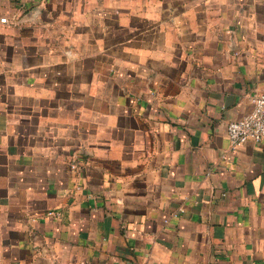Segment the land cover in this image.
<instances>
[{
  "label": "crops",
  "instance_id": "1",
  "mask_svg": "<svg viewBox=\"0 0 264 264\" xmlns=\"http://www.w3.org/2000/svg\"><path fill=\"white\" fill-rule=\"evenodd\" d=\"M2 17L0 264H264V138L227 135L264 91V0Z\"/></svg>",
  "mask_w": 264,
  "mask_h": 264
},
{
  "label": "built area",
  "instance_id": "2",
  "mask_svg": "<svg viewBox=\"0 0 264 264\" xmlns=\"http://www.w3.org/2000/svg\"><path fill=\"white\" fill-rule=\"evenodd\" d=\"M0 20L6 23L8 18L2 17ZM251 100L252 110L227 125L228 139L233 148H238L248 141L259 143L264 138V91L254 94Z\"/></svg>",
  "mask_w": 264,
  "mask_h": 264
}]
</instances>
